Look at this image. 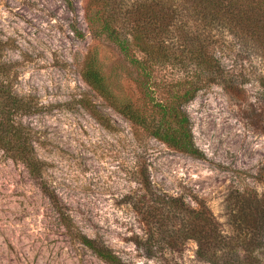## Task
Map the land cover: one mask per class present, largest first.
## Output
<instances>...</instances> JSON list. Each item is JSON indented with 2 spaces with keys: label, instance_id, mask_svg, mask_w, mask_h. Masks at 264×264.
<instances>
[{
  "label": "rangeland",
  "instance_id": "obj_1",
  "mask_svg": "<svg viewBox=\"0 0 264 264\" xmlns=\"http://www.w3.org/2000/svg\"><path fill=\"white\" fill-rule=\"evenodd\" d=\"M69 1L0 0V68L12 91L35 109L21 122L45 163L42 179L65 203L73 224L66 227L39 180L0 148V264H106L76 232L100 239L126 264H161L128 241L143 229L122 196L139 192L147 167L156 188L182 195L191 206L195 198L203 201L224 225L230 191L261 193L264 131L245 108L261 102L257 79L264 76V60L240 53L226 31H213L210 49L241 94L223 83L201 82L183 105L202 152L194 157L149 136L81 77L83 60L92 55L121 99L146 105L147 88L167 97L165 85L193 78L192 66L156 65L145 79L112 42L92 35L88 0ZM129 49L141 57L136 47ZM194 250L187 241L171 256L189 264ZM257 255L264 264V247Z\"/></svg>",
  "mask_w": 264,
  "mask_h": 264
},
{
  "label": "trees",
  "instance_id": "obj_2",
  "mask_svg": "<svg viewBox=\"0 0 264 264\" xmlns=\"http://www.w3.org/2000/svg\"><path fill=\"white\" fill-rule=\"evenodd\" d=\"M87 13L92 35L112 42L140 68L145 79L150 80L156 65L192 66L197 81L191 78L166 84L167 97L147 88L151 90L146 105L121 99L113 80L101 73L92 55L85 56L81 77L114 110L149 136L177 151L202 156L193 142L183 105L194 97L201 82L223 83L230 93L241 94L230 85L222 63L210 49L213 31H226L240 53L264 60V0H88ZM78 35L82 37V33ZM131 45L141 57L130 55ZM257 84L261 102L257 107L256 102L248 103L245 111L264 131V76L258 77ZM34 110L28 98L12 91L8 74L0 68V148L25 165L39 180L42 193L60 220L66 227L73 226L67 206L42 179L45 163L36 155L32 136L21 122L22 116ZM260 181L264 185V172ZM138 183L139 192L126 193L121 199L143 229L142 235L133 234L128 241L145 257L161 264H185L171 253L192 241L194 259L189 264H259L257 253L264 247V190L230 191L225 197L223 225L203 201L195 198L196 204L191 206L182 195L156 188L147 167ZM76 236L106 264H126L100 239L80 232Z\"/></svg>",
  "mask_w": 264,
  "mask_h": 264
}]
</instances>
